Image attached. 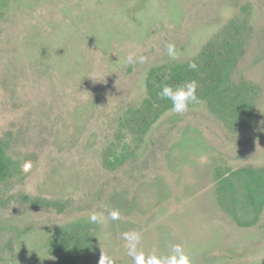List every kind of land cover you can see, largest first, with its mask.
<instances>
[{"label":"rangeland","instance_id":"rangeland-1","mask_svg":"<svg viewBox=\"0 0 264 264\" xmlns=\"http://www.w3.org/2000/svg\"><path fill=\"white\" fill-rule=\"evenodd\" d=\"M125 232L264 264V0H0V264H135Z\"/></svg>","mask_w":264,"mask_h":264},{"label":"clouds","instance_id":"clouds-1","mask_svg":"<svg viewBox=\"0 0 264 264\" xmlns=\"http://www.w3.org/2000/svg\"><path fill=\"white\" fill-rule=\"evenodd\" d=\"M167 47L169 56L175 59L176 57L173 55L174 45L169 44ZM139 59L140 62L143 63L145 57L142 56ZM188 67L195 70L197 65L194 62H190ZM197 87L198 85L195 80L184 81L175 86L165 83L160 87L157 95L161 100H167L171 103V112L183 114L188 112L191 106L202 102L197 96ZM28 167H30V165L25 166V171H27ZM110 218L113 220L119 219V213L116 211L111 212ZM89 220L92 223L102 222V214L92 213L89 216ZM122 239L125 240L128 255L133 258L135 264H143V253L139 248L142 240L141 234L138 232H125L122 234ZM176 253H182L181 245H173L172 255L154 259L153 264H190V260L186 254L182 255L181 259H177ZM99 264H113V262L106 253H101Z\"/></svg>","mask_w":264,"mask_h":264},{"label":"trees","instance_id":"trees-1","mask_svg":"<svg viewBox=\"0 0 264 264\" xmlns=\"http://www.w3.org/2000/svg\"><path fill=\"white\" fill-rule=\"evenodd\" d=\"M194 78L195 77H193V76H191L189 74V80H194ZM195 80H196V78H195ZM196 81H198V80H196ZM172 85L175 86L177 84L173 83ZM32 202L33 203H37L38 202L41 205H43L45 208H53V209L57 210V212L63 211V209L65 207L63 202L61 203V202H59L57 200H50V199L49 200H45V199L41 200V199H37V200H34Z\"/></svg>","mask_w":264,"mask_h":264}]
</instances>
